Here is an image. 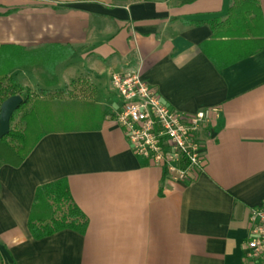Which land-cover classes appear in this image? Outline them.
<instances>
[{
	"label": "crops",
	"instance_id": "crops-1",
	"mask_svg": "<svg viewBox=\"0 0 264 264\" xmlns=\"http://www.w3.org/2000/svg\"><path fill=\"white\" fill-rule=\"evenodd\" d=\"M258 1L262 22L247 37L228 21L234 0H0V75L26 90L41 79L48 91L83 84L92 100L20 166L0 161V264H249V218L264 202V49L245 55L264 40ZM128 72L177 112L219 111L200 134L204 168L188 181L135 156L112 119L121 100L111 76ZM78 95L69 102L86 101ZM60 180L88 229L37 241V191Z\"/></svg>",
	"mask_w": 264,
	"mask_h": 264
},
{
	"label": "built area",
	"instance_id": "built-area-1",
	"mask_svg": "<svg viewBox=\"0 0 264 264\" xmlns=\"http://www.w3.org/2000/svg\"><path fill=\"white\" fill-rule=\"evenodd\" d=\"M113 90L121 100L116 124L123 129L135 156L161 168L175 183L190 179L205 165L203 128L219 118L217 109L186 115L167 107L140 74L111 76ZM245 243L249 264H264V202L251 210Z\"/></svg>",
	"mask_w": 264,
	"mask_h": 264
},
{
	"label": "trees",
	"instance_id": "trees-1",
	"mask_svg": "<svg viewBox=\"0 0 264 264\" xmlns=\"http://www.w3.org/2000/svg\"><path fill=\"white\" fill-rule=\"evenodd\" d=\"M195 1L197 0H179V3L186 5ZM256 20L262 22L258 0H234V5L229 13V23L247 25L246 29L251 30L245 32L248 37L253 32L251 25ZM263 49L264 40L254 41L248 45L245 55H253ZM18 58L15 55L10 56V61L6 63L15 65ZM4 61L6 60L1 53L0 71L3 69L1 65L4 66ZM30 92L11 81L8 74L0 75V109L2 104L13 96L19 95L24 100L11 119L10 133L0 140V161L16 167L25 161L44 133L59 126L60 123L64 125V129H70L74 124L69 115H63L65 118L63 121L61 118H57L52 114L51 101L34 100ZM40 93L46 94L44 91ZM19 115L21 116L19 123L22 127L14 126ZM112 119H116V114ZM87 229L88 219L73 201L65 180L38 189L29 221V230L35 240L39 241L65 230H72L84 235Z\"/></svg>",
	"mask_w": 264,
	"mask_h": 264
},
{
	"label": "rangeland",
	"instance_id": "rangeland-1",
	"mask_svg": "<svg viewBox=\"0 0 264 264\" xmlns=\"http://www.w3.org/2000/svg\"><path fill=\"white\" fill-rule=\"evenodd\" d=\"M78 61H79V59H78ZM86 69H88V66H86L85 64L83 65V67L81 66V73L83 74ZM13 79L16 80L21 85H24L26 82V81H22L19 70L13 72ZM46 82L47 81L43 82V80L41 79L40 84H38V85L32 83L31 84L32 89L30 90L31 91L30 93L33 96L34 100L40 99V100L51 101V102L57 101L56 102L57 107L55 109V112L57 113L56 114L57 118H61L62 121L65 120L63 115H68L71 112H73V110H71V109H75V107L79 106L78 108H80L82 110V108H85V106L89 105V102L92 101L90 99L91 94H89V90L84 89L85 85H83V84L75 83V85H74L71 83L68 85V87H66L62 91H59V90L56 91L53 88H51L52 89L51 91H48L46 87H48V86L51 87L52 84H47ZM28 86H29V84H28ZM40 88H42V89H40ZM25 89H27V88H25ZM41 91L46 92V94H41L40 93ZM77 91H79V95H78V98H76V99H79V97L80 98L81 97L87 98V99L81 98V99H85L86 101L80 102V104H78V105H76V103H74V102H69L71 99H75L74 95L76 94ZM115 97H116V95H115ZM113 99H114V97H113ZM114 100H116V99H114ZM63 108H67V110H63ZM20 117H21L20 115L17 116L16 123L14 124V126L22 127V125L19 123ZM75 125L77 126L78 123L76 122Z\"/></svg>",
	"mask_w": 264,
	"mask_h": 264
},
{
	"label": "water",
	"instance_id": "water-1",
	"mask_svg": "<svg viewBox=\"0 0 264 264\" xmlns=\"http://www.w3.org/2000/svg\"><path fill=\"white\" fill-rule=\"evenodd\" d=\"M23 102V98L17 95L9 98L2 104L0 109V140L10 133L11 119Z\"/></svg>",
	"mask_w": 264,
	"mask_h": 264
}]
</instances>
